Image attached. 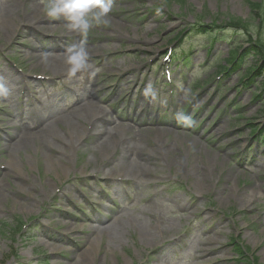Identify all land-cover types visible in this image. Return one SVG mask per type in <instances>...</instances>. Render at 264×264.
Instances as JSON below:
<instances>
[{
    "label": "rangeland",
    "instance_id": "obj_1",
    "mask_svg": "<svg viewBox=\"0 0 264 264\" xmlns=\"http://www.w3.org/2000/svg\"><path fill=\"white\" fill-rule=\"evenodd\" d=\"M143 5V8L147 7L150 2V0H144L140 1ZM207 3V5H205ZM136 4V1H133V4L128 8L129 10L132 9ZM190 5L193 8V13H190L186 15L189 20H191V16H195L197 13L201 11V13L207 11V14H233L234 16H239L242 18H247L249 15L247 4L244 0H192L190 1ZM177 8L178 6L173 5L171 7V11L173 14H177ZM143 10V9H142ZM156 16H149L145 20V24L141 28L138 29V36L136 40H133L131 43L126 44L127 52H123L120 54L121 57L114 58L113 56L110 57V59L114 60L115 66H118L120 70H124L125 67H128L130 65H138L140 66V69L136 71H133L132 74H145L150 75L149 73V67L150 65L154 64L157 61V56L151 58L150 53L154 51H158V48L165 42L162 40V36L168 31L165 30L161 35L159 31V26L157 24V17ZM210 16V15H206ZM117 19L121 22H125L123 19V15L117 14ZM165 17H163L164 19ZM11 19V18H9ZM162 19V20H163ZM160 20V22L162 21ZM175 18L171 19L170 21L165 20V24L169 27L173 24H176L177 21ZM11 22V21H10ZM9 22L8 26L4 27L1 30V35H6L10 32L12 28V24ZM116 28V27H115ZM135 28V27H132ZM123 30V28H121ZM117 30V29H115ZM146 31H149V33H152V35H145L144 33ZM116 34V32H114ZM152 38V39H151ZM199 43H201V39L199 37H192L187 45L193 47V56L198 54V46ZM128 52H139V57L136 59H133L132 57H125L129 56ZM126 60L129 65H124L123 62ZM198 60L193 59V63H197ZM46 66H52L51 71L55 72L58 71V67L55 65L48 63ZM172 79L174 85L167 86L169 89L171 87H177L178 92L174 90L172 94L173 104H182L186 99L192 98L193 96L189 92L186 87H184L183 83L179 84L176 80L179 77V70L185 69L181 65L172 66ZM120 70H114L112 73L119 74ZM204 69H201L199 67H195L194 74L196 77H201L203 74ZM158 74V73H157ZM156 74V75H157ZM154 75V73H153ZM187 76V75H186ZM156 79V78H155ZM91 78L87 77L85 75H81L77 78V82L75 84V88L77 92L79 93L82 86L86 82H91ZM160 80L157 81L155 84V88L161 87ZM123 83V82H122ZM138 83V81H137ZM106 84H109L105 87L104 93H107L109 91H113L114 93H123L126 92L127 85L124 84H118L117 81H114L113 79H110L106 81ZM96 85H101V82L99 80L96 81ZM153 85V83H152ZM122 88V89H121ZM90 94H87V97L90 98ZM100 98L103 96V93H99ZM169 96V95H168ZM117 97V96H116ZM170 97V96H169ZM80 96L76 97V100H78ZM127 98V95L123 98V101H118L120 104L118 107H122L124 104H130L127 100L124 101V99ZM109 100V99H107ZM118 100V98H117ZM199 99L197 100V104H199ZM112 103H105L104 105H101V107H98V109L94 110L96 116L99 118L104 116L109 122L111 121L110 126L107 127L110 130V134L108 137L104 138L102 141L96 139L94 140V146H96V150H90L87 154V158L90 157L89 160H92L91 164L93 165L97 160H99L102 156H99L98 149L101 152H106L107 156H109L111 151H120L122 146L117 141L118 135H126V137H132L133 139L139 140L142 142V147H139V144L136 145V149H144L148 153L149 156H145L146 152L144 150L140 151V153L143 154V157H146V162L142 164H138V162L129 164V158L126 156H121L118 160H127L123 163L124 167V173L127 176L128 181H125L124 184L128 186V184L131 183L129 191L122 195L124 201L127 200L128 202V213L125 216H117L113 214L111 217L112 220L108 219V222H110L104 230L99 229L96 226H88L86 225V222L83 223V225H86L83 229H81L82 233H75V238H78L79 241L76 243H72L68 240H66L68 243L74 245V250L68 254L66 251L61 250L58 253L61 255V259L65 258L66 260L64 263L60 260L54 261L53 258L50 260V263L52 264H140L144 258L150 253L155 252L156 249H152L153 243H149L148 245H144L141 243V239L144 237L145 232H150L148 229H146V223L150 220L151 226L154 227V229L151 230L153 232L155 239L154 242H158L160 239L165 238H171L174 234H176V231L180 228V223L177 219L172 218L168 211L171 209L170 205L160 203V200L155 193L154 186L152 185V176L153 173L151 171L152 166L154 165L155 160L164 152V157L166 158V162H173V167H180L181 170H184V176L187 177L194 188L196 189H202L204 186V192L207 191L208 186L203 183L201 180L198 179V175L200 173L201 177L207 178L210 176V174L207 171H201L199 169L198 173H193L190 168H187V163H183V161H179L178 150H174L171 152H168L169 150L181 148L180 142H184L183 135L185 134V128L179 133V135L170 134L166 132H160L155 127L154 124L156 123V120L160 119V115L157 114L156 117L145 115L142 118H138V120L141 121V123H147L151 122L152 124L148 126V128L143 129L139 128L137 131H133V128H130L129 130H116L117 126L112 124L111 115L109 114L110 110L117 109V105H111ZM170 106V103H168ZM209 105L211 104L210 101H208ZM138 103L136 106V110L141 108ZM196 105V104H195ZM216 106V105H215ZM190 107V106H189ZM188 107V109H189ZM220 106H216L214 109H218ZM150 108L146 107L144 113H146ZM187 109V110H188ZM213 109V110H214ZM76 112L84 117V118H91V112L87 108H79L76 110ZM57 111L55 109L50 111V114H55ZM126 115L123 110L119 111V116L123 117ZM89 122V121H88ZM115 123L117 121H114ZM206 123V120L203 122V124ZM64 125L66 129L68 130L69 134H71L73 137L78 138L81 143V146H75V144L71 145L70 149V158L69 159H57L56 154L50 150L46 154L45 147L40 146V153L41 156L34 155L36 153L35 148L30 147L33 144V141L30 140L31 144L28 145L24 150H21V148L16 145L14 150L18 151H12L16 153V156H13L11 159L7 160H15L17 158L16 163L13 164V168L8 172V176L3 179V182L1 183L0 187V264H25L22 263L18 259H10L8 261L5 260V255L9 254L8 249L9 246L14 245V247L19 248L18 252H22L23 250L27 254L28 257L31 256V254H46L48 249L43 244L40 245V241H34L32 242L28 247L25 248L24 244V238L27 235L34 234L36 231H40L41 229H36L38 223L35 221V217L37 216V212L39 211V206L44 202L46 205V208L49 209L52 205L47 204L46 202H49L52 197L53 191L48 189L47 186L43 184L44 187L39 186V181L36 177V179H33V176H35V172L37 170V167H41L42 165L46 168H53L57 170V174H54L53 181L51 185L54 183V189L55 193L58 190V184L61 185L63 182V179L65 176H67L73 169L72 161L77 158V163L82 165L84 163L83 158L80 156V152L85 151V142L87 139L92 140L94 139V132L93 128L91 129L89 126H87V122H84V119L77 118L75 114H73L72 119L64 121ZM77 125H80V127H77ZM224 125V130L221 132L216 140V142L213 145H208V149H203L200 143H194V145L191 147L189 146L188 149H182V153L186 152V156L188 157V154L190 153L191 159L195 160H203L202 166L199 167H205L211 166L213 157L212 154L217 151L226 152L229 154V156L239 155L242 156V154L238 151L240 150V147L242 144L245 143L244 140H252L253 138L247 139V131L244 132H237L235 134L233 130L227 127V125ZM184 126V124L182 125ZM64 126H62L63 129H65ZM80 130H78V129ZM120 128V127H119ZM85 129V132H84ZM116 131V132H115ZM115 132L114 134H112ZM108 135V134H107ZM110 136H113L116 140V144L112 145ZM206 137H202L201 140H204ZM84 139V140H83ZM39 144V143H38ZM34 145V144H33ZM83 146V147H82ZM249 146L248 148H250ZM202 149L203 154L198 153V151ZM192 150V151H191ZM23 151V152H22ZM174 153V154H173ZM58 154H61L58 152ZM23 155H30L27 158L22 157L21 160L18 156ZM176 156V157H175ZM96 159V160H95ZM176 159V160H174ZM137 160H141V158L137 157ZM240 159H235V161ZM192 163H190V167L197 166L193 160H190ZM264 161V156L262 158L256 157L254 162L256 163V168L258 167V164ZM20 162V163H19ZM179 163V164H178ZM140 165H142L140 169ZM45 168V169H46ZM197 169V167H196ZM198 170V169H197ZM5 172V171H4ZM52 172V171H48ZM157 173L166 172L165 167L160 171L156 169ZM233 172H228L225 176V182L230 183V178L232 177ZM252 174L248 173V176H251ZM46 174L42 176V178H45ZM46 179V178H45ZM216 177H212L210 179V183L215 184ZM56 182V183H55ZM18 184V186H12L10 187L9 184ZM220 183V182H219ZM218 183V185H219ZM262 188V186L260 185ZM210 189L214 190V186H210ZM219 191H222V189H218ZM230 192V191H229ZM228 192V193H229ZM228 193H225V198ZM255 190L253 187H245L243 188L242 196L243 198L246 195L253 194L254 199L250 203V208H257L259 211L264 212V205H261L264 201L262 200L264 195L260 194H254ZM148 194V195H146ZM149 195L151 198H149ZM31 199V200H30ZM35 201H32V200ZM144 199V201H143ZM221 203L222 197H221ZM224 209L228 208V199L226 198L224 202ZM108 209V208H107ZM107 215V214H104ZM144 220L142 219V217ZM20 218L23 223H25V226L23 227L21 233L19 232L17 235L11 231L12 226L17 225V220ZM56 224L54 222L51 223L52 228H56ZM15 230V229H14ZM68 230V228H66ZM65 229H58V232L66 233ZM47 234H55L53 232L45 231ZM246 231H242V233H245ZM57 235V234H56ZM243 235V234H242ZM249 235V234H247ZM246 235V236H247ZM72 236V235H69ZM254 238L258 239V234L252 235ZM264 237V235H263ZM73 238V237H70ZM203 238V232L201 230L191 232L190 234L185 236L186 245L180 250V253L171 256L168 259V264H184V261H187L190 259V255L193 254L197 247L199 246V242H201ZM63 241L65 242V238L62 237ZM259 240V239H258ZM13 242V243H12ZM22 243L24 244V248H20L22 246ZM250 244L253 246V243L250 242ZM58 248H60L59 245H56ZM69 248V244L67 245ZM175 245V247H177ZM10 251V250H9ZM258 254V253H257ZM26 257V258H28ZM264 256H261L260 260L262 261ZM32 261V260H31ZM34 264V263H31ZM44 264V263H40Z\"/></svg>",
    "mask_w": 264,
    "mask_h": 264
},
{
    "label": "clouds",
    "instance_id": "obj_2",
    "mask_svg": "<svg viewBox=\"0 0 264 264\" xmlns=\"http://www.w3.org/2000/svg\"><path fill=\"white\" fill-rule=\"evenodd\" d=\"M112 8L113 0H43L41 3L40 18L52 21L62 20L66 23L68 32L79 37V41L68 46L63 53V63L67 66L63 75L69 81L77 78L78 74L83 75L89 72L92 55V50L88 45L89 34L94 27L111 24ZM41 61L47 64L49 55L43 54ZM12 91L6 79L0 76V99H7ZM151 91L149 87L145 95L147 96ZM177 118L185 123L190 122V118L182 113H178Z\"/></svg>",
    "mask_w": 264,
    "mask_h": 264
},
{
    "label": "bare ground",
    "instance_id": "obj_3",
    "mask_svg": "<svg viewBox=\"0 0 264 264\" xmlns=\"http://www.w3.org/2000/svg\"><path fill=\"white\" fill-rule=\"evenodd\" d=\"M147 236L149 237L148 233H147Z\"/></svg>",
    "mask_w": 264,
    "mask_h": 264
}]
</instances>
